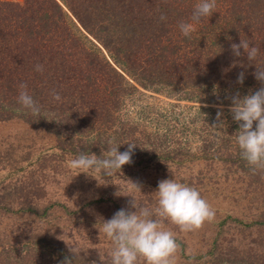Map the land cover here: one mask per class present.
<instances>
[{"label":"trees","instance_id":"trees-1","mask_svg":"<svg viewBox=\"0 0 264 264\" xmlns=\"http://www.w3.org/2000/svg\"><path fill=\"white\" fill-rule=\"evenodd\" d=\"M62 2L0 0V122L22 120L45 129L56 141L49 172H43L49 168L47 155L39 159L43 164L36 172L39 181L25 184L20 179H0V218L22 213L42 218L54 207L74 213L77 208L100 206L108 201V195L88 198L82 191L88 187L85 183L94 182L90 175H74L76 181H70L81 192L77 207L66 200L55 204L46 199L41 204L32 198L44 197V192L36 194L47 184L62 185L64 168L80 153L101 156L105 151L107 155L110 144L120 145L124 152L128 142L137 148L133 162L121 170L127 174L136 166H150L157 172L170 165L180 167L188 159L206 160L209 166L218 159L233 171L236 181H247L245 188L233 191L252 193L258 186L263 190L264 170L253 174L241 158L236 140H231L239 127L231 114L223 110L224 126L213 125L226 94L260 87L253 73L255 65H264V0H216L213 15L194 22L190 37L181 33L179 22L190 21L199 0ZM162 15L166 20L160 19ZM241 37L259 48L255 61L233 55L231 44L240 43ZM37 64L43 65V72L36 71ZM242 71L245 81L240 85L236 80ZM21 83L27 84L28 92L42 106L40 115L18 103ZM52 90L61 95V101L52 99ZM148 95L204 104L198 107L203 128L194 130L196 155L188 154L190 150L162 123H154L155 114H159L154 113ZM202 180L200 172L195 183L198 188L210 183ZM259 215L264 217V205ZM247 226L248 232L257 229L256 237L247 243L214 240L204 255L191 256L185 264H264V218ZM47 229L27 237L22 245L13 234H0V264H60L70 255L69 248ZM77 252L75 264H101L96 251ZM104 261L109 264L110 257Z\"/></svg>","mask_w":264,"mask_h":264},{"label":"rangeland","instance_id":"rangeland-1","mask_svg":"<svg viewBox=\"0 0 264 264\" xmlns=\"http://www.w3.org/2000/svg\"><path fill=\"white\" fill-rule=\"evenodd\" d=\"M60 2L63 3L62 0ZM238 91L242 95L248 94V91L245 92L242 89ZM235 92L232 91L228 94ZM228 94L223 97V104L218 105L220 107L223 106L224 111H228L231 103L230 100L226 99ZM154 96L153 98L148 95V101L152 103L154 113L159 114L158 116L155 114L154 123H162V126L168 129L171 136L180 139L182 145L190 150V152H187L188 154L196 155L198 148H196L195 143H197L198 138L194 130L203 128L200 125L204 120L198 107L204 104L201 102L191 103L159 95ZM224 111L223 115H226ZM215 134L216 132L214 131L213 135ZM232 139L236 140L233 136ZM55 142V138L39 126H32L19 119L1 121L0 179L9 178L10 181L20 179L25 184L39 181L40 178L36 172L40 171V169L37 171L38 166L43 165L39 159L47 155L46 159L48 161L45 164H48L49 168L45 167L43 172H49L53 167L52 153L56 152V149L53 148ZM140 167H133L130 174H127L128 172L126 171H121L119 176L112 180H109L107 176L95 175L96 179L93 180L94 182L85 183L84 186L88 185V187L82 191L85 195H88V198L100 194L109 196L108 201H104L96 208L87 210L74 208L76 212L64 213L60 207H54L48 215L42 218L25 213L18 214L15 217L5 215L0 218V234H13L14 239L18 241L19 245H22L27 237L38 234L41 230L48 228L47 231L57 235L62 245L68 248L69 246H75L78 250L85 249L88 251V249H91L97 253L99 250L102 253H107L104 255V259H107L111 249V242L103 235L100 236L98 228L101 227L102 219H110L120 208L127 207L128 201L132 197L125 195H133L142 205L154 207L156 197L153 193L158 188V182L163 179L175 178L177 182L193 186L199 190L203 198L215 210V218L212 221L205 222L201 228L190 232H181L178 226L162 220L163 227L176 234L179 244L175 257L176 264H185L187 261L189 263L191 256L204 255L213 245L214 240L221 242V244L229 241L232 244H238L242 241L247 243L251 237H256L257 229L253 228L251 229L252 231L248 232L249 227L247 224H250L253 220L264 218L259 215L264 205V187L262 190L261 186H258L257 190L252 189V193L239 192L240 189L245 188L247 181L244 180L241 183L236 181V175L233 171H228V166L223 165L218 159L212 162L210 166L206 160L198 158L188 159L182 165L180 164V167L170 165L165 171L159 170L157 172L150 166ZM64 170L65 178L61 179L62 185L47 184L43 191H39L40 194H36L42 195L45 193V196L32 198V201L40 202L41 204L47 201H54L56 204L59 200H66L71 206L77 207L81 203L79 198L81 192L74 189L75 185L70 183V181H76L74 175L77 177H87L89 175L86 173L79 174V170H72L69 167V163ZM175 171L179 174H172ZM200 172L203 176L202 181L206 182L208 180L210 183L207 186L201 184L198 188L195 183ZM225 173L228 174L226 177ZM66 180L69 182H65ZM132 182L141 186V192L133 187ZM94 185H97V187L92 189L91 186ZM237 187H241L239 191H233ZM119 190L121 195L117 196L116 193ZM260 192L263 193L261 194ZM253 194L259 195L252 196ZM241 230L244 231L241 232L242 234L239 233ZM247 232L248 236L246 237ZM182 244L184 245L182 246Z\"/></svg>","mask_w":264,"mask_h":264},{"label":"clouds","instance_id":"clouds-1","mask_svg":"<svg viewBox=\"0 0 264 264\" xmlns=\"http://www.w3.org/2000/svg\"><path fill=\"white\" fill-rule=\"evenodd\" d=\"M215 8L216 0H199L194 5L190 21L179 22L181 33L190 37L195 31L194 22L211 17ZM160 19L166 20V17L162 15ZM231 50L235 57L244 56L248 62L255 61L259 54V48L250 46L249 41L242 37L240 43L231 44ZM255 67L253 75L260 87L250 89L246 95L237 90L226 96V99L231 101L228 111L233 121L239 125L234 136L241 158L247 162L253 174L264 170V65ZM36 71L43 72V65L37 64ZM244 81L245 72L242 71L238 73L236 83L243 85ZM19 89L18 103L33 115H40L42 106L28 92L27 84L21 83ZM50 95L54 101L59 102L62 99L55 90H52ZM216 120L217 123L213 127L224 126L223 106L217 112ZM126 144L127 149L124 152L119 150L120 145L111 144L107 147V155L105 151H102L101 156L82 152L69 161V167L79 170V174L86 173L95 179L90 173H101L102 176L109 177L113 173L121 172L124 165L133 162L137 144ZM132 185L141 192L138 183L132 182ZM119 193L120 190L116 195L120 196ZM153 194L156 197L154 207L142 205L133 195H125L132 197L127 207L120 208L110 219L101 218L102 224L98 228L100 236L103 235L111 242L109 264H176L175 257L179 249L176 234L166 230L162 220L178 226L181 232H190L215 218V210L200 191L193 186L177 182L175 178L160 180ZM69 253L60 264H75L77 249L69 246ZM98 254L101 264H105L104 254L99 250Z\"/></svg>","mask_w":264,"mask_h":264}]
</instances>
